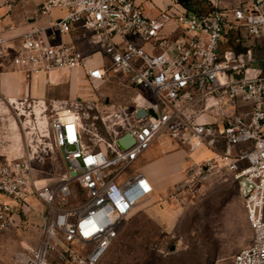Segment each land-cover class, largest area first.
I'll return each instance as SVG.
<instances>
[{
    "label": "built area",
    "instance_id": "2783aa9c",
    "mask_svg": "<svg viewBox=\"0 0 264 264\" xmlns=\"http://www.w3.org/2000/svg\"><path fill=\"white\" fill-rule=\"evenodd\" d=\"M173 2L150 16L138 0H46L39 15L64 14L29 27L17 47L0 32V54L12 51L26 78L80 70L92 89L134 91L127 103L101 93L103 113L98 98L89 102L109 141H96L77 102L67 108L77 117L71 126L53 115L49 126L69 170L57 189L33 181L25 157L0 161V196L9 200L0 201V232L28 196L45 207L39 242L20 264H100L122 224L154 192L144 173L129 168L164 134L190 153L209 152L192 164L190 178L221 173L236 185L252 236L232 264H264V0ZM96 54L101 62L86 66ZM126 133L134 143L121 149L116 141ZM71 182L85 195L74 207L67 204Z\"/></svg>",
    "mask_w": 264,
    "mask_h": 264
},
{
    "label": "rangeland",
    "instance_id": "374dc122",
    "mask_svg": "<svg viewBox=\"0 0 264 264\" xmlns=\"http://www.w3.org/2000/svg\"><path fill=\"white\" fill-rule=\"evenodd\" d=\"M6 1L1 0L0 5H5ZM144 1L155 8H160L159 1L167 5L174 4L173 0ZM174 7L179 9L178 6ZM249 42L247 39L246 44ZM224 49L222 46L221 51ZM99 57L95 55L92 60L98 61ZM81 86L79 82L71 80L65 94H61L58 89H51L45 95L49 121L53 114L76 120V115L67 108L77 102L78 112L85 113L82 115L83 122L91 123V127H88L90 132H98L96 141L102 142L98 137L109 141L100 119L94 117L101 114L97 109L90 110L87 106L98 98L99 102L94 105L103 113L100 107L101 93L109 97L111 103H127L134 96V91L118 84L103 86L100 90L88 85ZM17 101L24 103L23 107L12 105L0 97V161L3 158L14 159L10 147L18 133L23 139L24 157L28 159L33 181L57 189L69 179V170L55 144L53 131L50 129V140H44L43 137L44 142H40L33 135L31 142L25 134L23 123L28 115L34 118L35 110L41 105L35 106L39 101L35 103L30 99ZM52 101H61L66 107L55 105L57 110L53 111L50 106ZM20 111L26 117L20 116ZM11 122L17 123V132L11 128ZM86 136L89 138L90 134ZM209 155L204 147L190 153L174 145L165 134L157 137L133 163L129 172L150 173L158 186H153L154 192L122 224L117 238L100 264H232V256L249 245L252 230L236 185L228 176L216 173L192 179L187 173L194 162ZM195 157L196 160H193ZM165 173L168 184L163 179ZM70 190L68 206H77L85 200L84 192L75 182L70 183ZM0 201H8V198L0 196ZM26 201V205L14 209V224L0 232V264H20L22 253L36 247L39 242L45 207L34 195L28 196Z\"/></svg>",
    "mask_w": 264,
    "mask_h": 264
},
{
    "label": "crops",
    "instance_id": "0c3cea01",
    "mask_svg": "<svg viewBox=\"0 0 264 264\" xmlns=\"http://www.w3.org/2000/svg\"><path fill=\"white\" fill-rule=\"evenodd\" d=\"M45 1L46 0H7L5 5H0V32L2 35L10 39L12 44L17 47L19 45L18 43L21 41V35L27 31L29 27L48 24L55 16L64 14V11L54 9L50 16L39 15L37 12L38 8L40 4ZM138 2L141 3L144 14L150 16L157 14L158 9L164 8L167 5V3L159 1L160 8H155L151 3L144 0H138ZM65 37L68 38L67 36ZM96 55L99 57V54ZM100 62V57L98 61L88 60L86 66L92 67L93 64H98ZM71 80L72 82H79L82 85L81 87L87 85L80 70L72 72L60 70L51 72L48 75L39 73L26 78L24 74L12 64V51L0 54V97L6 101L10 99L40 100V98L44 100L46 98L45 95H48L51 89H58L61 94H65L69 90ZM55 102L61 103V101ZM144 174L152 182L153 186L157 188V181L152 174H147V172ZM163 179L166 184H168L169 180L166 173Z\"/></svg>",
    "mask_w": 264,
    "mask_h": 264
},
{
    "label": "bare ground",
    "instance_id": "6f19581e",
    "mask_svg": "<svg viewBox=\"0 0 264 264\" xmlns=\"http://www.w3.org/2000/svg\"><path fill=\"white\" fill-rule=\"evenodd\" d=\"M137 99L139 101V98H137ZM9 101L12 103V105L16 104V105H20L21 107H23V105H24V103H21V102L19 103L17 100H11L10 99ZM36 101H39V100H36ZM58 104L59 103H56L57 106H58ZM38 105H41V106L37 110H35V112L33 114L34 118H31V116L28 115V117L26 118V122L23 123L24 124L23 128L25 130V134H27L28 139L31 142H33V135H35V137H36L35 139L37 141H40V142H44V141H42L43 137H44V140H47V139L50 140V138H51L50 137V126H49V122H48L49 117L46 114L47 108H46V105L44 103V100H42V101L40 100V102L38 104H36L35 106H38ZM0 109H1V107H0ZM55 109L57 110V108L55 107L53 109V111ZM53 115H58V114H53ZM20 116H25V115H24V113H22L20 111ZM58 116H60V119L63 122H65V124H67L68 126H71L73 123H76V121L74 119H70V118L66 119L62 115H58ZM27 123H29V125H27ZM11 128L17 132L18 131L17 130V128H18L17 123L11 122ZM69 128H71V127H69ZM46 144L51 145V143H47V142H46ZM31 146L35 148L34 145H31ZM10 154L13 155L14 159L23 158L25 155V151L23 149V139L20 135H18V133L15 134L13 143L10 147ZM193 160H196V157ZM199 161H200V159H199ZM141 203H139V204H141Z\"/></svg>",
    "mask_w": 264,
    "mask_h": 264
},
{
    "label": "water",
    "instance_id": "95a60500",
    "mask_svg": "<svg viewBox=\"0 0 264 264\" xmlns=\"http://www.w3.org/2000/svg\"><path fill=\"white\" fill-rule=\"evenodd\" d=\"M182 1H185V0H182ZM149 114H151L152 116H155V113L152 110H149ZM137 115L139 117L144 116L145 112L143 110L139 109V110H137ZM116 142L121 149H127L128 147H130L134 143V139L130 133H126L123 136H121L120 138H118Z\"/></svg>",
    "mask_w": 264,
    "mask_h": 264
}]
</instances>
